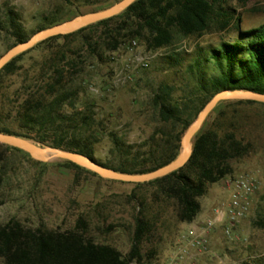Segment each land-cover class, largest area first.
Returning <instances> with one entry per match:
<instances>
[{
    "label": "rangeland",
    "instance_id": "rangeland-1",
    "mask_svg": "<svg viewBox=\"0 0 264 264\" xmlns=\"http://www.w3.org/2000/svg\"><path fill=\"white\" fill-rule=\"evenodd\" d=\"M119 1L0 0V57L19 43L5 25L11 10L17 14V21L29 38L46 28L106 9ZM217 8H222L221 13L232 15L226 28L221 29L219 23L214 22L201 34H176L171 45L155 50H149L145 42L136 39L117 51L98 46L93 52L100 34L96 29L36 44L26 51L14 73H4L0 78V128L27 134L31 138L26 139L33 143L51 145L54 133L25 127L18 118V111L30 93L39 95L43 91L51 67L62 64V57H66V62L77 65L68 66L63 82L74 92L63 111L70 114L90 108L101 122L97 128L100 141L95 146V159L101 164L117 162L110 154V132L117 133L129 144L144 143L162 124L153 104V98L162 87L169 86L171 98L177 100L202 98L197 93L196 77L188 69L200 55V49L204 57L209 49L237 40L240 30L264 25V0H217ZM224 18L219 17V20ZM139 59H147V64L142 65ZM120 72L129 76L123 86L114 83ZM208 73H213L211 67ZM229 101L218 104L201 130L208 127L221 110L227 119L236 110L239 134L252 142L254 148L251 154L234 162L233 175L248 173L257 179L259 188L251 212L233 238H224L222 230L215 229L209 240L210 252L188 264H264V227L258 225L264 218V107L235 106ZM44 135L48 136L45 144L35 140ZM66 161H41L23 150L0 146V223L15 218L29 227L44 225L67 230L74 228L78 217L85 216L91 221V234L96 241L111 244L124 255L128 254L132 245L130 223L136 204L130 196L135 184L104 178L84 167L67 166ZM149 192L150 188L138 190L140 195ZM110 223L115 227L106 232ZM192 225L176 222L167 210L157 222L150 240L144 242L140 264H170L172 260L183 264L178 252L185 244L183 236Z\"/></svg>",
    "mask_w": 264,
    "mask_h": 264
},
{
    "label": "trees",
    "instance_id": "trees-1",
    "mask_svg": "<svg viewBox=\"0 0 264 264\" xmlns=\"http://www.w3.org/2000/svg\"><path fill=\"white\" fill-rule=\"evenodd\" d=\"M221 10L217 8V0H136L116 16L40 43L96 29L100 34L93 52L98 46L110 52L117 51L136 39L145 42L149 50H155L171 45L176 34H201L214 22H218L221 29L226 28L232 15L221 13ZM219 17L225 18L219 20ZM17 20V14L11 10L5 25L20 43L28 38ZM202 52L203 49H200V55L188 67L196 77L197 93L202 98L177 100L171 98L169 86L162 87L153 98L161 126L141 144H129L117 133L110 132V154L117 158V162L103 165L133 174L148 173L165 166L179 156L183 134L216 93L224 90L264 93V25L240 30L237 40L209 49L204 57ZM25 54L7 63L0 71V78L4 73H14ZM62 60V64L51 67L43 91L39 95L30 93L24 99L18 118L30 130L53 132L52 146L95 158V146L100 141L97 128L101 122L96 120L90 108L70 114L63 111L74 94L63 82L69 71L68 66L75 68L77 64L66 62V57H62ZM210 67L213 69L211 74L208 73ZM228 103L264 107L263 102L254 100H231ZM235 114L236 110L227 119L226 113L221 110L208 127L198 132L193 139L191 157L182 168L161 178L134 183L135 190L130 198L136 204L130 223L132 245L128 254L124 255L111 244L96 241L91 234V221L85 216L78 217L74 228L67 230L50 229L44 225L29 227L13 218L0 223V263L132 264L136 261L140 264L144 257L143 244L150 240L157 222L167 210L171 211L178 223L193 222L202 210L201 199L210 187L232 176L235 172L234 162L253 152L252 142L239 134ZM0 131L31 138L8 129L0 128ZM35 140L45 144L48 136ZM0 146L20 150L2 143ZM65 164L82 168L70 161ZM148 188V195L138 193V190ZM258 225L264 227V218ZM114 227L108 224L106 232Z\"/></svg>",
    "mask_w": 264,
    "mask_h": 264
},
{
    "label": "water",
    "instance_id": "water-1",
    "mask_svg": "<svg viewBox=\"0 0 264 264\" xmlns=\"http://www.w3.org/2000/svg\"><path fill=\"white\" fill-rule=\"evenodd\" d=\"M136 0H121L116 4L99 11L86 13L76 18L46 28L27 40L16 44L0 57V71L16 56L26 52L36 44L58 35L73 33L81 28L111 18L123 12ZM228 100H254L264 103V93L251 90H224L216 93L204 106L197 118L189 125L181 139V151L179 156L171 163L157 168L148 173L133 174L119 172L107 167L95 158L86 154L58 148L52 145H41L33 143L24 137L0 131V143L18 148L29 153L33 158L41 161L64 159L81 167L89 169L101 177L131 183H144L166 176L182 168L190 159L193 148V139L201 130L208 116L215 110L219 103Z\"/></svg>",
    "mask_w": 264,
    "mask_h": 264
},
{
    "label": "built area",
    "instance_id": "built-area-1",
    "mask_svg": "<svg viewBox=\"0 0 264 264\" xmlns=\"http://www.w3.org/2000/svg\"><path fill=\"white\" fill-rule=\"evenodd\" d=\"M139 62L146 65L147 59H139ZM128 79L129 76L120 72L114 83L123 86ZM224 184L228 189L226 200L213 208L210 217L195 221L183 236L185 244L178 252L183 264L210 252L209 240L215 229L220 228L224 238L232 239L242 221L251 212L259 188L257 179L248 173H242L227 177ZM174 261L170 264H177Z\"/></svg>",
    "mask_w": 264,
    "mask_h": 264
},
{
    "label": "crops",
    "instance_id": "crops-1",
    "mask_svg": "<svg viewBox=\"0 0 264 264\" xmlns=\"http://www.w3.org/2000/svg\"><path fill=\"white\" fill-rule=\"evenodd\" d=\"M224 181L225 180L223 179L210 187L209 192L201 199L202 210L199 215L195 218L193 222L182 223V225L186 224L190 226L197 220H204L211 216L213 208L211 209L210 207L212 206V204L228 195V189L224 184ZM219 183H221L220 186L218 185Z\"/></svg>",
    "mask_w": 264,
    "mask_h": 264
}]
</instances>
